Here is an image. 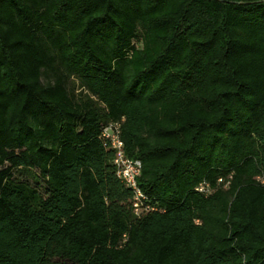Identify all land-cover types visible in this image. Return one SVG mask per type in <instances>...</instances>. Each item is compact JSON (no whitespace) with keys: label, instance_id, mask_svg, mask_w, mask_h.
Wrapping results in <instances>:
<instances>
[{"label":"trees","instance_id":"1","mask_svg":"<svg viewBox=\"0 0 264 264\" xmlns=\"http://www.w3.org/2000/svg\"><path fill=\"white\" fill-rule=\"evenodd\" d=\"M54 259L264 264V0H0V264Z\"/></svg>","mask_w":264,"mask_h":264},{"label":"built area","instance_id":"2","mask_svg":"<svg viewBox=\"0 0 264 264\" xmlns=\"http://www.w3.org/2000/svg\"><path fill=\"white\" fill-rule=\"evenodd\" d=\"M101 137L113 150L112 162L115 165L116 176L132 192V204L135 213L139 214L142 209H148L146 196L137 183V178L141 172V161L127 156L121 138V123L119 121L109 122L103 127ZM196 190L207 192L208 184L201 182Z\"/></svg>","mask_w":264,"mask_h":264},{"label":"rangeland","instance_id":"3","mask_svg":"<svg viewBox=\"0 0 264 264\" xmlns=\"http://www.w3.org/2000/svg\"><path fill=\"white\" fill-rule=\"evenodd\" d=\"M71 88H74L75 92H78V91L81 90V88H80V86H79L77 81H72ZM53 264H71V263H69L67 261H62V260H59V259H54Z\"/></svg>","mask_w":264,"mask_h":264}]
</instances>
